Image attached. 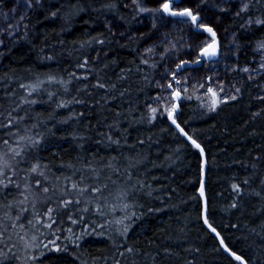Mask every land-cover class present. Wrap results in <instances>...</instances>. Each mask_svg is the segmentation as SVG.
<instances>
[{"label":"trees","instance_id":"1","mask_svg":"<svg viewBox=\"0 0 264 264\" xmlns=\"http://www.w3.org/2000/svg\"><path fill=\"white\" fill-rule=\"evenodd\" d=\"M125 3L0 0V215L18 213L32 238L29 259L6 255L20 247L0 219V264H239L201 222L198 152L147 110L163 71L137 52L148 35L120 41L105 27L132 36L142 15ZM220 16L246 65L264 22ZM251 86L208 111L180 104L175 121L205 152L208 224L246 264H264V99ZM24 197V210L10 207Z\"/></svg>","mask_w":264,"mask_h":264},{"label":"rangeland","instance_id":"2","mask_svg":"<svg viewBox=\"0 0 264 264\" xmlns=\"http://www.w3.org/2000/svg\"><path fill=\"white\" fill-rule=\"evenodd\" d=\"M164 2V0H126L125 4L128 7L136 8L142 15L131 37L119 23L110 20L104 21L107 30L118 36L120 41L136 39L147 34L148 38L137 49L141 60L145 62L159 58L163 62L161 67L163 71L158 75L153 73L155 76L157 75L154 78L156 95L147 104L149 113L167 116L173 105L172 91H177L183 96L181 104L195 101L201 109L211 110L217 104L231 101L232 97L236 96L238 87L244 81L252 84L251 89L256 99H264V67H262L264 65V47H261L264 45V40H258L252 44L253 56L246 65H240L238 61L244 52L243 47L234 39V29L228 28L220 16V14H229L247 24L264 22L263 1H258L254 8L247 0H227V2L219 4L214 0H180L179 3L174 4L173 11L190 8L193 14L202 18L200 25L208 26L210 21L219 26L215 33L219 41L220 55L216 62L204 64L199 69L182 71L173 79L171 76L176 65L181 61H196L198 52L210 41L204 35L194 34L187 21L164 22L160 20L161 17L157 18L158 13L162 16L161 9ZM18 10L20 13L24 12L23 7ZM18 10H8L10 13L5 19V25L9 24L11 15L18 14ZM2 32L3 30L0 29V35ZM245 68L248 71H244ZM153 109L156 111L153 112ZM26 191L29 192V190ZM28 201V198L24 197L22 201L19 200L16 203L14 201L10 207H15L17 211L20 210V207L21 210H24ZM9 214L10 211L5 217L10 218L8 223L13 226L14 232H16L15 240L20 248L9 249V254L6 255H11L16 259L19 253V258L29 259L27 253H30V248L32 249V238L29 235L31 228L21 221H17L18 213ZM5 217L0 215V219ZM1 223L3 226L8 225L6 221ZM8 244H2L0 241V250L4 251ZM44 244L52 246V242L48 240ZM2 258L4 257L0 251V259Z\"/></svg>","mask_w":264,"mask_h":264},{"label":"water","instance_id":"3","mask_svg":"<svg viewBox=\"0 0 264 264\" xmlns=\"http://www.w3.org/2000/svg\"><path fill=\"white\" fill-rule=\"evenodd\" d=\"M165 1V0H164ZM180 0H175V3H171L170 4V8L172 9L174 4L179 3ZM161 15L163 17H169L171 19L174 20H182V21H187L189 22L190 26H191V31L194 34H201L206 36L209 39V44L208 45H214L216 47L217 50V55L216 56H201V51L205 48L208 47V45L206 47H204L203 49H201L198 52V58L199 62L194 61H181L179 62L176 67L174 68L173 71V75L171 76V79H173L176 75H178L179 73H181L182 71H186V70H195V69H199L201 68L204 64H211L214 63L218 60L219 55H220V46H219V41L217 38V34L215 35V38L213 39L212 35L208 32H206L204 30V27H199V25L201 24V18L198 16V23L197 24H193L191 22L190 18L187 17H174L169 15L168 13L163 12V10L161 9ZM195 15V14H194ZM209 27V26H207ZM214 31V30H213ZM215 32V31H214ZM180 65V67L178 68L177 66ZM169 91H172L171 89H169ZM177 91H172V100H173V105H172V109L171 111L168 113L167 115V121L169 123V125L171 126V128H173L177 134L189 145H191L199 154L200 156V160H201V168H200V182H199V188H198V192L197 195L201 201V222L204 226V228L209 231L215 238L220 250L222 251V253L226 256H228L229 258L235 260L237 263L242 264V261L244 262V264H246V262L242 259L241 260H237L235 257L237 256L236 254L233 255L234 253H232L226 246L224 243H221L222 239L219 236V234L217 233V231H213L214 228H212L207 221V217H206V197H205V191H204V185H205V178H206V167H207V161H206V156H205V152L203 150V152H201V149H203L201 146L200 148H197L193 143V139H189V136L181 129V127L177 124V122L175 121V123H173V120H175V116L179 111V107H180V103L182 101L183 96L179 93V95L177 96ZM174 110V111H173ZM179 127H178V126ZM182 130V131H181ZM203 188V196L201 195V189ZM207 221V223L205 222Z\"/></svg>","mask_w":264,"mask_h":264},{"label":"snow or ice","instance_id":"4","mask_svg":"<svg viewBox=\"0 0 264 264\" xmlns=\"http://www.w3.org/2000/svg\"><path fill=\"white\" fill-rule=\"evenodd\" d=\"M171 3H175V0H165V2L162 4V10L165 13H168L171 16L174 17H187L191 19V22L193 24H197L198 23V15H194L192 10L190 8H184L182 11H173L170 8V4ZM199 27H204V30L208 33H210L213 37V39L215 38V32L213 31V29L211 27H207L204 25H199ZM261 47H264V45H261ZM217 55V50L216 47L214 45H208L207 48L203 49L201 51V56H216ZM197 62H199V59L197 60ZM178 68L180 67V65L177 66ZM262 67H264V65H262ZM244 71H248L247 68L244 69ZM169 87H171V85H169ZM179 95V93H177V96ZM232 99H235V97H232ZM156 109H153V112H155ZM174 111V110H173ZM173 123H175V120H173ZM178 126V125H177ZM179 127V126H178ZM182 131V130H181ZM189 139H191L189 137ZM192 143L197 147L200 148V145L196 143L195 140L192 141ZM201 152H203V149H201ZM3 167H7V164H5ZM36 169L33 168L32 171H35ZM0 175H3V171L2 169H0ZM44 191H48L46 188L44 189ZM204 192H203V188L201 189V195L203 196ZM67 203V202H66ZM51 212V209H49V213ZM207 223V221H205ZM48 227H51V224L48 225ZM213 231H215V229H213ZM221 243H223V241H221ZM129 251H131V249H129ZM235 255V254H233ZM237 260H241L242 258L240 256H236L235 257ZM242 264H244V262L242 261Z\"/></svg>","mask_w":264,"mask_h":264},{"label":"bare ground","instance_id":"5","mask_svg":"<svg viewBox=\"0 0 264 264\" xmlns=\"http://www.w3.org/2000/svg\"><path fill=\"white\" fill-rule=\"evenodd\" d=\"M213 29V28H212ZM214 30V29H213ZM181 104V103H180Z\"/></svg>","mask_w":264,"mask_h":264}]
</instances>
